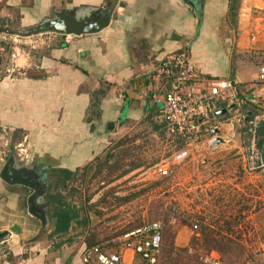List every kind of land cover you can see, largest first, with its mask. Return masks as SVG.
<instances>
[{"label":"crops","instance_id":"obj_1","mask_svg":"<svg viewBox=\"0 0 264 264\" xmlns=\"http://www.w3.org/2000/svg\"><path fill=\"white\" fill-rule=\"evenodd\" d=\"M104 1L71 0L79 6L88 5L95 9L109 7L108 26L99 32L69 35L66 40L62 35L48 34L34 43L29 37L23 41L24 44L14 46L13 51L16 55L22 52L24 60L16 62L15 59L13 74L0 77V135L6 132L10 143L25 151V165L30 163L39 169L73 172L97 159L116 133L136 129L159 130L157 106L151 99L156 85L151 83L147 74L165 54L179 51L181 37L194 36L198 13L200 22L203 17L204 23L219 27L228 12L229 2L116 0L114 4H106ZM49 3L50 0H0V15L2 9L12 8L23 19L25 9L39 12ZM263 10L264 0H242L238 17L245 21L244 26L242 24L244 30L247 24L245 32L251 49L264 51ZM31 21L24 24L17 22L13 27L31 26ZM2 27L6 26L0 24V29ZM190 57L198 72L210 78L200 72L191 53ZM2 67L4 64L0 57ZM230 76L235 80L236 76L242 77L243 74L239 69ZM244 82L237 80L233 85L232 98L221 103L215 111L232 105L237 98L236 107L241 109V101V106L238 101L242 97H235V85L239 89ZM90 108H93L91 119L86 118ZM122 110L126 113L123 114ZM229 113L213 115L211 123L216 134L208 135L207 144L195 149L188 160L174 168L173 188L183 196V201L179 200L176 207L197 220L198 230H205L206 227L215 230L217 238L241 243L258 241L257 261H245L244 264H264V167L256 169L258 158L264 163V143L258 150V156L247 153L245 162L241 157L243 164L240 171L230 169L223 174L209 173L207 181L203 180L207 172H202L193 163L208 165L211 162L207 160L211 159L224 166L233 165L234 162L229 160L233 150H237L238 154L242 151L237 145L240 133L235 130L232 120H227ZM260 128L264 134V123L257 131ZM98 130L110 133L98 134ZM90 138V143L85 141ZM213 138L220 142L210 147L208 143ZM256 138L261 139L257 132ZM206 154L210 156L208 159ZM190 165L191 170L188 169ZM220 183L232 189L224 222L219 221L217 205L211 207L216 213L210 209L212 213L205 214L207 206L204 207L206 203L201 200L207 195L206 190L209 192L208 199L213 197ZM25 188L21 185L9 186L0 180V232L8 231L13 224L20 229V234L9 233L11 252L0 264H69V259L77 253L80 258L84 242L69 243V232L74 230L75 225H71L65 235L50 237L52 225L42 228L28 214L25 199L30 191H25ZM190 193L193 194V212L185 207L188 203L184 196ZM199 235L201 232L196 233L197 237Z\"/></svg>","mask_w":264,"mask_h":264},{"label":"rangeland","instance_id":"obj_2","mask_svg":"<svg viewBox=\"0 0 264 264\" xmlns=\"http://www.w3.org/2000/svg\"><path fill=\"white\" fill-rule=\"evenodd\" d=\"M115 1L105 0L104 2L114 4ZM241 5L242 0H229L228 12L224 19H221L219 27L218 25L214 26L212 23H204L203 17L200 22V14L198 13L199 21L194 36L192 38H180L181 47L179 50L186 49L189 54L191 53L200 72L214 79H225L228 76L227 80L233 85L236 84L237 80L245 81L239 89L235 85V97H242V108L239 109L237 106L227 116V120H232L235 130L240 133V140L237 145L242 152L238 154L237 150H233L234 152L231 154L233 156L229 159L234 162L231 167L224 166L220 162H212L211 159H208L210 156L207 154L205 157L208 162H211L208 165L193 162L202 172H207L203 175L205 181L209 179V173L223 174L229 172L230 169L240 171L241 157L245 162L247 153L251 156H258L260 153L255 148V143L257 128L261 123H264V83H256L254 78L257 69L264 64V51L257 48L251 49L245 32L247 24L244 30L242 24L244 26L245 21L238 17ZM73 8L77 10L78 16L95 9V7L88 5L79 6L71 3V0H50L48 7L41 8L39 12L24 8L23 19H20V16L16 15L12 8H4L0 15V24H4L6 27L1 29L19 30L22 35H17L15 44H24L23 41L29 37H31L29 39L31 43H34L37 42V39L45 37L44 35L54 33L43 32L24 35L26 28L53 18L57 12L68 11ZM29 20H32L31 26L13 27L14 23H26ZM203 31H206L207 34H202ZM8 55H11V53ZM23 57L22 52L17 53V55L15 52L12 61L7 62L4 67L0 68V77L9 73L13 74L14 60L17 59L16 62H21L24 60ZM239 69L243 76H236V79L233 80L230 74L237 73ZM249 85H251L250 88L247 87ZM249 96H252V98L247 99ZM236 100L233 101V104H237ZM92 111L93 108H90L86 118H93ZM121 112L125 114L126 110ZM248 121L253 124L249 125ZM99 133L107 135L110 132H99L98 130ZM13 134L16 135V133ZM6 135V132H1L0 135V166L10 158L13 170L19 168L23 171L28 168L31 169L35 174H31V177L42 176V186H44V190L46 189L44 192H46L47 186L53 183L54 180L50 177L48 171L50 169H39L30 163L25 165L24 161L27 158L25 157V151H21L19 146L14 147ZM93 138L97 137L94 136ZM85 141L90 143L91 138ZM167 149V143L157 129L149 131L136 129L116 133L109 140L103 153L90 164H87L90 166L88 169L84 170V166L80 167L74 177L65 182L64 185H57L56 188L48 189L51 194L59 193L65 198V203L71 205L73 210H77L78 220L81 217L89 218L85 225L74 227V230L69 232V243L84 242L89 239L94 245H102L115 236L142 223L160 221L163 223V233L158 264H205L195 254L188 253V248L191 250L199 248L201 251H215L221 264H244L245 261H257L258 241L250 240L241 243L229 239L224 240L215 237L217 234L215 230H210L208 227L205 230L203 228L198 230L197 227L195 232L197 234L202 232V235L195 238L193 236L195 232L191 231L190 218L192 217L187 213L184 220L179 219V225L171 226L168 224V208L179 206L178 201H183V196L175 191L173 181L172 183L167 179L160 178L154 173L153 165L168 157ZM106 158H108L107 162H105ZM116 160L119 161L118 165L114 169L109 168ZM188 169L191 170L192 165ZM217 185L218 189H216L217 192L213 197L208 199L209 192L206 190L207 195L202 197L201 200L206 203L203 206H207L205 214L212 213L210 209L213 213H216L211 207L217 205L218 213H220L219 221L224 222L228 213L226 207L232 189L229 190L230 186L228 188L225 183ZM24 190L28 191L27 188ZM233 191L236 192L235 189ZM184 197L188 203L185 204V207L189 209L188 211L193 212V194L190 193ZM36 203L45 213L44 228L47 229L52 225V220L48 218V206L46 207L43 196L38 198ZM234 220L236 221V218ZM38 224L41 226L39 221ZM178 232L180 233L177 235ZM181 234L184 235L180 236ZM250 250L254 253H251ZM69 264H82L78 253L72 255Z\"/></svg>","mask_w":264,"mask_h":264},{"label":"built area","instance_id":"obj_3","mask_svg":"<svg viewBox=\"0 0 264 264\" xmlns=\"http://www.w3.org/2000/svg\"><path fill=\"white\" fill-rule=\"evenodd\" d=\"M262 17L264 19V10ZM68 37L64 36L65 40ZM16 38L17 35L0 33V57L4 65L12 61ZM147 75L156 85L151 99L157 106L158 131L167 143L169 154L155 163L153 169L158 177L172 182L174 168L188 160L195 149L207 144V136L215 128L211 117L221 103L232 98L233 84L225 79L202 76L186 49L165 54ZM255 82L264 83V65L258 68ZM248 124L253 123L248 121ZM263 167L262 159L258 158L256 169ZM168 209L169 225L175 226L179 219L184 220L186 215L180 209L173 206ZM190 220L191 231L195 232L197 220ZM162 233V222H145L102 245L84 246L79 259L82 264H158ZM10 235L0 240V263L11 252ZM193 236L196 238V232ZM187 252L195 254L202 263L221 264L215 251L188 248Z\"/></svg>","mask_w":264,"mask_h":264},{"label":"water","instance_id":"obj_4","mask_svg":"<svg viewBox=\"0 0 264 264\" xmlns=\"http://www.w3.org/2000/svg\"><path fill=\"white\" fill-rule=\"evenodd\" d=\"M110 9L108 6L100 7L92 11H87L85 14L78 16L76 9H69L68 11L57 12L55 16L51 19L43 20V22L33 26L28 27L24 30V35H32L36 33L50 32L57 35H89L95 34L100 30L106 28L109 23ZM0 33L5 35H22L18 29H0ZM241 99L238 101L240 105ZM237 105L232 104L228 107L215 111L213 115L220 116L225 115L227 112L232 111ZM215 129H211V136L216 134ZM220 142L219 139H210L208 145L210 147L215 146ZM13 170L12 161L9 158L4 166L0 169V180L9 186L21 185L31 190V192L26 196L25 204L26 210L32 218L36 219L41 223V227L44 228L45 223V213L40 206L36 203V200L45 194L44 186H42L43 178L42 176L36 177L29 174L35 175L31 169L27 170ZM264 173V170H263ZM264 179V178H263ZM263 195H264V180H263ZM48 204L46 203V207ZM71 209L73 210L72 206ZM20 234V229L15 225H11L8 231L0 232V240L8 235V233Z\"/></svg>","mask_w":264,"mask_h":264},{"label":"trees","instance_id":"obj_5","mask_svg":"<svg viewBox=\"0 0 264 264\" xmlns=\"http://www.w3.org/2000/svg\"><path fill=\"white\" fill-rule=\"evenodd\" d=\"M257 135L261 136V139L256 140L255 148L257 150H260L261 145L264 143V134L262 128L257 131ZM107 160L108 158L105 159V162H107ZM118 162L116 160L114 163H112V165H110L109 168L114 169V167L118 165ZM89 167V165H85L83 169L86 170ZM78 170L79 168H76L73 172L64 169L48 170L50 177L54 178V180L53 183H50V185L47 186V188H56L57 185H64L65 182L71 180L74 177L75 173ZM48 189L43 196V200L48 204V218L52 220V230L49 234L50 237L65 235L71 228V225H75V227H82L83 225H85V223H87V219L89 221V218L86 217H81L78 220L79 216L77 210H72L71 205L65 203V198L62 197L59 193L51 194L48 192ZM84 244L86 247L94 245L93 242L89 239H86L84 241Z\"/></svg>","mask_w":264,"mask_h":264},{"label":"flooded vegetation","instance_id":"obj_6","mask_svg":"<svg viewBox=\"0 0 264 264\" xmlns=\"http://www.w3.org/2000/svg\"><path fill=\"white\" fill-rule=\"evenodd\" d=\"M3 166H4V164L2 165V167H3ZM2 167H1V168H2ZM29 175L31 176V174H29ZM31 178H32V177H31ZM28 190H29V189H28ZM29 191L31 192V190H29Z\"/></svg>","mask_w":264,"mask_h":264}]
</instances>
